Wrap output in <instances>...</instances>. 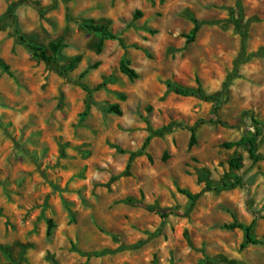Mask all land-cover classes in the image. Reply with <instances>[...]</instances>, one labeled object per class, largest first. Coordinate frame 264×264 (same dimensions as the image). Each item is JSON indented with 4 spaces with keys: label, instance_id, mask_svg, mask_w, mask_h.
<instances>
[{
    "label": "rangeland",
    "instance_id": "rangeland-1",
    "mask_svg": "<svg viewBox=\"0 0 264 264\" xmlns=\"http://www.w3.org/2000/svg\"><path fill=\"white\" fill-rule=\"evenodd\" d=\"M193 18L214 23L189 40ZM237 21L222 103L168 87L223 91ZM257 128L259 161L227 146ZM249 225L264 239V0H0V264H264Z\"/></svg>",
    "mask_w": 264,
    "mask_h": 264
},
{
    "label": "trees",
    "instance_id": "trees-1",
    "mask_svg": "<svg viewBox=\"0 0 264 264\" xmlns=\"http://www.w3.org/2000/svg\"><path fill=\"white\" fill-rule=\"evenodd\" d=\"M192 20L194 22V27H193L190 35H188L189 40H194L196 38V36L198 35V33H199V31L203 25L214 23L213 21H210V20H199L197 18H193ZM83 25L89 31L101 34L103 37H109V38H113V39L118 38L120 40V42L122 43V45L124 46L123 39L120 36H118V34L113 33L112 30L109 29V27L107 25L92 24V23H89L87 21H84ZM236 26L241 31V34L243 37L242 50H241V53L239 54L238 58L235 61V65H234V69H233L232 74H230L227 81L225 82V88L223 91L218 92V93L213 94V95H207V94H204L202 92L201 87L185 88V87H182V86H180V85H178L172 81L167 82L168 87L170 89L174 90L178 94L196 96V97L204 98V99H216L218 102L222 103V101L224 99H226V97L228 95V89H229L232 81L239 76V74H238L239 67L244 62H246L247 59L250 57V55L246 54L247 53L246 52L247 51L246 41H247L248 34L243 30V27L239 21L236 22ZM19 38L22 41V43L27 44L30 47V49L32 50V56L34 58H37V59L44 61L48 64H56L57 63V61L59 59V55H60V48H61L60 43H51L49 45V49H46L44 47L37 46L33 43H28L27 39L23 35H20ZM79 61H80L79 57L72 58L68 63V69L73 68L76 65V63H78ZM120 70L122 73L126 74L130 79H136L139 77L138 72L134 68L130 67L126 63V61L121 62ZM101 86H103V84L98 85V87H101ZM219 107L220 106H218L217 110H219ZM107 111H109L110 113L121 114V110H120L119 105L109 106L107 108ZM211 121H213V120H211ZM189 129L191 131V138H190L189 146L192 147L196 143V131H195L194 126L190 127ZM161 132L162 131H160V133ZM261 132H262V129L257 128L253 135L243 136L238 141L228 143L227 146L231 148V147H234L237 145H248L249 154H250V157L252 158V160L253 161H259L262 158L256 154V143H257V137L261 134ZM150 139H151V136L147 139L146 144L150 141ZM122 151L124 152V150H122ZM134 155H135V152H131L130 157L132 158ZM230 166L232 168L241 167V158L240 157L239 158H236V157L232 158L230 160ZM236 184L237 183H224V186L225 187H233ZM182 191L185 195H187L192 200H195L201 196V192H199L197 194H192L188 190H182ZM148 208L150 210H153L156 213L160 214L162 217H167L171 213L168 210L159 208L155 205H149ZM51 223L52 222L50 220L49 224L51 225ZM234 225H236V224H234ZM251 230H252V225L245 227V237H246L245 243L264 246V239L256 238L251 233Z\"/></svg>",
    "mask_w": 264,
    "mask_h": 264
}]
</instances>
